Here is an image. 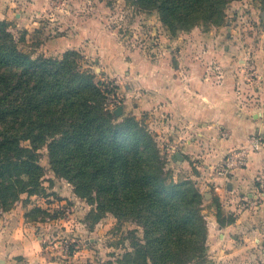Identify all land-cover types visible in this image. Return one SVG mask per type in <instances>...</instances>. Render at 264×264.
I'll return each instance as SVG.
<instances>
[{"label": "rangeland", "instance_id": "obj_1", "mask_svg": "<svg viewBox=\"0 0 264 264\" xmlns=\"http://www.w3.org/2000/svg\"><path fill=\"white\" fill-rule=\"evenodd\" d=\"M225 14L220 25L199 22L173 32L161 22L157 11L142 9L133 0H0V21L7 24L19 51L34 59H61L69 51L77 52L81 69L92 73L106 90L105 107L117 122L137 119L156 142L167 183L190 180L202 193L204 216L217 214L220 199L214 196L209 201L204 195L209 189L202 191V181L195 178L202 172L197 168L199 157L184 163L190 155L172 144V135L153 129L152 118L158 108L152 73L156 63L174 67L181 61H200L207 71L222 76L219 82L211 80L214 84L222 83L226 71L234 74L237 82L242 80L238 98L248 108L252 104L254 112L264 113V100L260 101L264 95V0H229ZM119 107L123 112L116 115ZM228 135L226 129L218 128L219 138ZM256 136L264 143L256 133L250 145ZM21 145L29 147L30 143L22 141ZM250 145L229 150L214 171L242 166L249 151H258ZM37 154L43 168L38 192L23 193L6 206L0 202V264L5 263L1 258L4 248L17 252L8 245V236L15 229L18 239L32 241L41 260L36 264H145L147 256L153 257L137 253L145 246L143 225L132 217L117 218L79 197L73 184L54 172L47 145ZM258 185L257 203L264 196V181ZM35 208L46 213L31 214ZM262 251L256 261L235 262L213 258L206 242L205 259L188 264H264ZM20 263L32 261L21 257Z\"/></svg>", "mask_w": 264, "mask_h": 264}, {"label": "trees", "instance_id": "obj_2", "mask_svg": "<svg viewBox=\"0 0 264 264\" xmlns=\"http://www.w3.org/2000/svg\"><path fill=\"white\" fill-rule=\"evenodd\" d=\"M228 2L133 0L157 11L173 32L199 22L220 25ZM78 57L69 51L61 59H34L19 51L0 21V202L6 206L23 193L38 192L43 168L37 151L47 145L54 172L73 184L79 197L144 226L145 246L137 253L153 256L145 264L205 259L202 193L190 180L167 183L147 129L135 118L117 122L105 107L106 90L81 69ZM217 210L221 226L235 221L233 214L223 213L221 203Z\"/></svg>", "mask_w": 264, "mask_h": 264}, {"label": "crops", "instance_id": "obj_3", "mask_svg": "<svg viewBox=\"0 0 264 264\" xmlns=\"http://www.w3.org/2000/svg\"><path fill=\"white\" fill-rule=\"evenodd\" d=\"M222 65L226 68V61ZM206 74L215 79H206ZM153 75L154 103L158 108L152 118L153 129L158 133L167 130L172 135V144L190 155V159L184 158V163L190 164L191 159L199 157L197 168L202 172L195 178L202 181V191L209 189L204 195L209 201L218 197L222 211L235 216L233 223L221 226L215 212L205 215L209 252L213 258L256 261L264 250V196L258 203L255 201L260 193L258 182L264 181V143L258 151L247 153L241 160L242 166L214 170L229 150L249 146L253 134H261L264 140V113L254 112L252 104L249 108L242 104L237 96L242 80L237 82V77L226 71L222 83L214 84L211 80L219 82L222 76L207 71L200 61H181L174 67L156 63ZM263 100L264 95L260 97ZM219 127L227 130V138L218 137ZM18 237L17 229L9 234L8 245L17 252L4 248L3 264H21V257L32 261L30 264L41 261L32 241Z\"/></svg>", "mask_w": 264, "mask_h": 264}, {"label": "built area", "instance_id": "obj_4", "mask_svg": "<svg viewBox=\"0 0 264 264\" xmlns=\"http://www.w3.org/2000/svg\"><path fill=\"white\" fill-rule=\"evenodd\" d=\"M262 145V141H261V138L256 136V137H253V139L251 140V149L252 150H259L260 147Z\"/></svg>", "mask_w": 264, "mask_h": 264}, {"label": "water", "instance_id": "obj_5", "mask_svg": "<svg viewBox=\"0 0 264 264\" xmlns=\"http://www.w3.org/2000/svg\"><path fill=\"white\" fill-rule=\"evenodd\" d=\"M122 112H123V109H122V107H119V108H117L116 110H115V114L116 115H120V114H122Z\"/></svg>", "mask_w": 264, "mask_h": 264}]
</instances>
